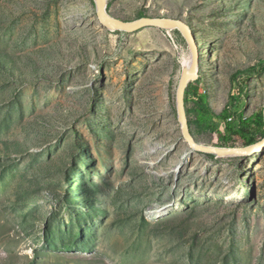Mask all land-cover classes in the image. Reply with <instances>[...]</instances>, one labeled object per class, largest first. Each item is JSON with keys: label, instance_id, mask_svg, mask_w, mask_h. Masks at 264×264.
<instances>
[{"label": "rangeland", "instance_id": "374dc122", "mask_svg": "<svg viewBox=\"0 0 264 264\" xmlns=\"http://www.w3.org/2000/svg\"><path fill=\"white\" fill-rule=\"evenodd\" d=\"M108 10L183 19L214 112L264 109V0ZM191 57L178 29L104 27L94 0H0V264H264V151L186 141L177 90ZM194 107V137L217 146ZM227 146L246 142L231 132Z\"/></svg>", "mask_w": 264, "mask_h": 264}, {"label": "water", "instance_id": "95a60500", "mask_svg": "<svg viewBox=\"0 0 264 264\" xmlns=\"http://www.w3.org/2000/svg\"><path fill=\"white\" fill-rule=\"evenodd\" d=\"M94 1L100 23L112 31L135 33L146 28H159L166 30L178 29L185 37L191 49L192 62L190 69L187 72H183L178 85L177 112L184 137L193 149L217 156L254 155L264 151V138L256 144L247 145L244 147H220L205 145L197 141L194 137L188 116L186 92L191 83L199 79L201 52L196 35L191 26L186 21L173 17H152L148 15L137 20H123L113 16L109 12L108 0Z\"/></svg>", "mask_w": 264, "mask_h": 264}, {"label": "trees", "instance_id": "16d2710c", "mask_svg": "<svg viewBox=\"0 0 264 264\" xmlns=\"http://www.w3.org/2000/svg\"><path fill=\"white\" fill-rule=\"evenodd\" d=\"M147 16L145 12L141 13V17ZM140 17V18H141ZM264 72V66L262 73ZM238 74L235 76V79ZM201 82L191 83L186 92V102L193 100L195 103L194 113L196 119L194 123L201 130H211L219 134L221 143L217 146L228 147L229 135L234 132L241 137L247 145H253L260 140L258 135L264 134V109L251 116H246L243 110H235L234 113L229 112V107L225 108L222 114H216L208 101V95L200 93ZM240 93L244 95L245 88L240 89ZM233 99L239 102L238 96L232 95ZM237 108V106H235ZM234 116V117H233ZM224 122V130H219L212 124L213 120H221ZM191 124V121H190Z\"/></svg>", "mask_w": 264, "mask_h": 264}, {"label": "bare ground", "instance_id": "6f19581e", "mask_svg": "<svg viewBox=\"0 0 264 264\" xmlns=\"http://www.w3.org/2000/svg\"><path fill=\"white\" fill-rule=\"evenodd\" d=\"M199 49H200V46H199ZM191 62H192V57H191V59H189V60L186 61V68L184 69V72L185 71L187 72L190 69ZM231 156H234V155H231Z\"/></svg>", "mask_w": 264, "mask_h": 264}]
</instances>
